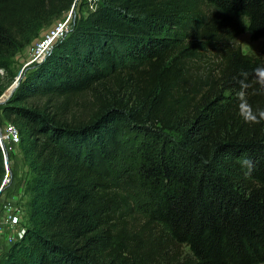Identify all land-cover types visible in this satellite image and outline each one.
Listing matches in <instances>:
<instances>
[{"label":"trees","instance_id":"trees-1","mask_svg":"<svg viewBox=\"0 0 264 264\" xmlns=\"http://www.w3.org/2000/svg\"><path fill=\"white\" fill-rule=\"evenodd\" d=\"M73 3L0 0V68ZM86 9L0 102L30 200L0 264L264 262V61L231 42L264 0Z\"/></svg>","mask_w":264,"mask_h":264},{"label":"built area","instance_id":"built-area-1","mask_svg":"<svg viewBox=\"0 0 264 264\" xmlns=\"http://www.w3.org/2000/svg\"><path fill=\"white\" fill-rule=\"evenodd\" d=\"M88 1V8H90L94 0ZM71 18V11L68 14L63 13L57 17L29 45V59L25 64L42 60L51 50L56 40L68 32ZM19 142L20 137L16 125L10 120L1 121L0 148L5 171L0 183V189L5 187L6 192L0 196V256L6 248L22 235L25 226L28 224V209L23 198L29 173L19 148ZM14 158L16 160L21 159V163L25 167L20 173L14 169ZM15 175L17 178H15Z\"/></svg>","mask_w":264,"mask_h":264},{"label":"rangeland","instance_id":"rangeland-1","mask_svg":"<svg viewBox=\"0 0 264 264\" xmlns=\"http://www.w3.org/2000/svg\"><path fill=\"white\" fill-rule=\"evenodd\" d=\"M87 4H89L88 0H75L73 5H71L67 10H65L63 13L68 14L71 11V21H70V27H72L73 22L75 19L79 18V17H85V14L87 13ZM202 8H200V11L198 13V17L197 18H207L213 11L214 8L204 2L201 3ZM62 13V14H63ZM61 14V15H62ZM57 18V17H56ZM54 18L50 23L48 24H44L41 25L36 34L34 35V37L31 39V41L29 43H27L25 46H23L22 48H20L13 56L8 58V62L11 68V73L12 75H9L5 69L0 68V74L3 76L4 80H5V84H4V88L3 90L8 86V84L14 79V76H16L18 74V72L20 71V69L25 65V62L29 59L28 57V48L29 45L38 38L39 35L42 34L43 31L46 30V28L56 19ZM192 22H190L189 24H191ZM188 25V24H187ZM231 42L232 43H238L241 46V49L243 52H247V53H251L253 55H255L256 57L260 58L261 60L264 61V53H263V45H264V38H259V39H252L250 36V32L249 31H244V32H239V33H235L233 36H231ZM29 65V64H28ZM27 65V66H28ZM13 161H15L16 163H14V169L16 168L17 172L20 173L21 170L24 169V167L22 166L21 163V159H13ZM15 178H17V176L15 175ZM6 192V188L2 187L0 189V196L3 195ZM25 203H26V207L29 210V193L26 190L25 194H24V198ZM257 264H264V262L261 263H257Z\"/></svg>","mask_w":264,"mask_h":264},{"label":"water","instance_id":"water-1","mask_svg":"<svg viewBox=\"0 0 264 264\" xmlns=\"http://www.w3.org/2000/svg\"><path fill=\"white\" fill-rule=\"evenodd\" d=\"M75 1V0H74ZM73 5V4H72ZM39 62V61H37ZM28 64H25L18 74L14 76V79L8 84V86L0 93V102L5 101L14 91V89L17 87L18 83L20 82V79L23 75L24 69L27 67ZM17 240V239H16ZM15 242V241H14ZM13 242V243H14ZM12 245V244H11Z\"/></svg>","mask_w":264,"mask_h":264},{"label":"crops","instance_id":"crops-1","mask_svg":"<svg viewBox=\"0 0 264 264\" xmlns=\"http://www.w3.org/2000/svg\"><path fill=\"white\" fill-rule=\"evenodd\" d=\"M14 163H16L15 161H14ZM23 166V165H22ZM15 167V166H14ZM24 169H25V167H24ZM15 170H17L16 168H15ZM2 247H3V245H1ZM4 247H5V245H4ZM7 249V248H6Z\"/></svg>","mask_w":264,"mask_h":264}]
</instances>
